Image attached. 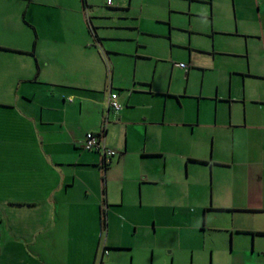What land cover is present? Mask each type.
<instances>
[{
	"label": "crops",
	"instance_id": "obj_1",
	"mask_svg": "<svg viewBox=\"0 0 264 264\" xmlns=\"http://www.w3.org/2000/svg\"><path fill=\"white\" fill-rule=\"evenodd\" d=\"M107 1L0 0V264H183L124 227L146 211L156 223L162 207L175 218L208 192L212 207L242 212V228L224 229L230 246H215L219 264H264V53L256 70L250 53L248 70L227 68V94H208L215 61H197L191 32L181 44L171 18L148 30L134 0ZM227 1L229 34L264 47V0ZM174 46L187 48L185 67ZM234 73L249 74L237 96ZM88 132L118 151L108 165L84 149Z\"/></svg>",
	"mask_w": 264,
	"mask_h": 264
},
{
	"label": "rangeland",
	"instance_id": "obj_2",
	"mask_svg": "<svg viewBox=\"0 0 264 264\" xmlns=\"http://www.w3.org/2000/svg\"><path fill=\"white\" fill-rule=\"evenodd\" d=\"M188 3L187 0H134L130 15L135 18L133 19L136 23L139 22L144 28L160 33L168 31L169 19L171 18L174 25V37L181 44H187L186 40L191 32L194 39L193 44L199 48L195 55L197 61L207 64L211 63V60L215 61L214 64H211L214 68L210 67L212 70L208 73L205 81L206 93H213L215 85L219 84L221 94H227L230 82V74L227 68L232 66V68L242 69V72L248 70L250 53L251 67L256 70L257 60L262 57L264 47L257 39H251L248 43L242 36L229 34L228 31L235 28L231 2L216 0L212 5L210 0H194L191 11H187ZM161 39H165L169 43L167 37ZM174 49L176 53L182 56V62L189 64L187 48L174 46ZM193 50L196 49L193 47ZM247 75L249 74L242 73L241 76L234 73L235 96L248 89L244 80ZM200 83L201 74L193 73L191 86L194 90L198 89ZM232 104L239 105L236 102ZM221 105L228 106L229 104L222 102ZM240 199L241 197L237 198L236 203ZM198 200L199 203L191 200L182 204L180 208H176L178 215L175 218L168 214L173 210L172 207L157 209L166 216L164 218L160 215L162 219L156 218V223L151 219L152 211H146L147 214L134 220L139 224V227L138 225L135 228L133 225H125L123 238L132 239L134 232H137L141 236H149V243H152L150 245L166 251L169 259L174 252L173 254H177V256L178 254L183 256V264H219L217 261L219 254L216 252L220 248H215V246L221 242L223 244V240L226 246H230L229 231H224V229L226 227L242 228V212L212 207V194L210 192L200 194ZM202 203H206L205 206L209 209L205 210V207L201 205ZM136 209H138V205ZM124 213H129V217H131L133 212L130 210L124 211ZM110 219L112 221L111 235L118 237L124 225L114 214L108 212L107 220ZM131 220L133 221V219ZM221 248L223 247L221 246Z\"/></svg>",
	"mask_w": 264,
	"mask_h": 264
},
{
	"label": "built area",
	"instance_id": "obj_3",
	"mask_svg": "<svg viewBox=\"0 0 264 264\" xmlns=\"http://www.w3.org/2000/svg\"><path fill=\"white\" fill-rule=\"evenodd\" d=\"M108 5H112V0L107 1ZM179 66L185 67V63H179ZM107 104L109 108L114 110H120L122 108V104L118 100L117 92H110L107 98ZM83 147L86 150H95L98 149L104 155V166L108 165L113 157L118 155V151L111 147H108L102 140L101 134L95 132H88L85 135V139L83 142ZM106 253L108 251H105Z\"/></svg>",
	"mask_w": 264,
	"mask_h": 264
},
{
	"label": "trees",
	"instance_id": "obj_4",
	"mask_svg": "<svg viewBox=\"0 0 264 264\" xmlns=\"http://www.w3.org/2000/svg\"><path fill=\"white\" fill-rule=\"evenodd\" d=\"M100 134V133H99ZM96 150H98V149H96Z\"/></svg>",
	"mask_w": 264,
	"mask_h": 264
}]
</instances>
